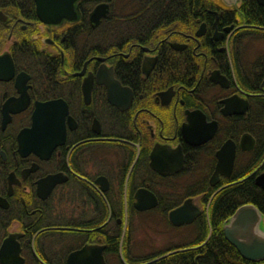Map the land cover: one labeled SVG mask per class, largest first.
<instances>
[{
  "label": "flooded vegetation",
  "instance_id": "flooded-vegetation-1",
  "mask_svg": "<svg viewBox=\"0 0 264 264\" xmlns=\"http://www.w3.org/2000/svg\"><path fill=\"white\" fill-rule=\"evenodd\" d=\"M40 1L0 0V250L11 237L23 264H264L225 233L250 206L248 236L264 235L239 194L250 180L264 196V5L75 0L61 15Z\"/></svg>",
  "mask_w": 264,
  "mask_h": 264
},
{
  "label": "water",
  "instance_id": "water-1",
  "mask_svg": "<svg viewBox=\"0 0 264 264\" xmlns=\"http://www.w3.org/2000/svg\"><path fill=\"white\" fill-rule=\"evenodd\" d=\"M61 1H63L61 5L66 6L61 9V15H66V11L72 8V2L75 0ZM259 1L264 5V0ZM34 118L36 120L39 116ZM257 212L256 208L250 206L243 207L228 221L225 227L227 239L236 245L245 257H247L249 255L248 252L252 250L258 249L259 251H264V235L248 236L252 233H247V231L253 232L254 230L253 228L251 230L250 227L254 223L253 220L255 217H257V219L260 217L259 212ZM255 232L260 231L258 229L255 230ZM0 261L2 264H13L16 262L23 264V259L20 256V246L13 238L9 237L3 242L0 250Z\"/></svg>",
  "mask_w": 264,
  "mask_h": 264
},
{
  "label": "trees",
  "instance_id": "trees-1",
  "mask_svg": "<svg viewBox=\"0 0 264 264\" xmlns=\"http://www.w3.org/2000/svg\"><path fill=\"white\" fill-rule=\"evenodd\" d=\"M243 184H244V187H242V189L239 191V194L242 195V199L256 201L257 204L259 205V207H261L264 210V206L261 205V203L259 202L260 200L264 201L263 194H261L260 192H258L259 195L255 194V190L256 189L251 185L250 180L245 181ZM233 198H234L233 195H230V196L226 197L224 199L225 205H223L222 209L227 211V210L233 208V206H234V199Z\"/></svg>",
  "mask_w": 264,
  "mask_h": 264
},
{
  "label": "bare ground",
  "instance_id": "bare-ground-1",
  "mask_svg": "<svg viewBox=\"0 0 264 264\" xmlns=\"http://www.w3.org/2000/svg\"><path fill=\"white\" fill-rule=\"evenodd\" d=\"M35 3L40 7V3H41L40 0H35ZM42 8H44V5L42 6ZM54 103H55V104H61V103H58L57 101H54L53 103H49V104H46V105H45V103H42V104H41L42 106H41V107H38V108L35 110V112H34V117L39 116V114H40L41 116H43L44 118H46V116H45L43 110H45V111H50V112H51V110H53V109L51 108V106L55 105ZM48 107H49L50 109H48ZM37 120H38V119L35 120V118H34V124H35V125L38 124ZM243 176H244V174H242L241 178H242ZM246 179H247V178H246ZM0 203H2L1 199H0Z\"/></svg>",
  "mask_w": 264,
  "mask_h": 264
}]
</instances>
